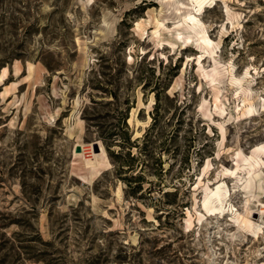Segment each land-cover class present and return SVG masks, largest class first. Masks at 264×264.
I'll list each match as a JSON object with an SVG mask.
<instances>
[{
    "label": "rangeland",
    "instance_id": "1",
    "mask_svg": "<svg viewBox=\"0 0 264 264\" xmlns=\"http://www.w3.org/2000/svg\"><path fill=\"white\" fill-rule=\"evenodd\" d=\"M0 264H264V0H0Z\"/></svg>",
    "mask_w": 264,
    "mask_h": 264
},
{
    "label": "bare ground",
    "instance_id": "2",
    "mask_svg": "<svg viewBox=\"0 0 264 264\" xmlns=\"http://www.w3.org/2000/svg\"><path fill=\"white\" fill-rule=\"evenodd\" d=\"M188 20L190 22H192V23H195V16L189 15L188 16ZM202 42H203L204 45H209L210 44V41L207 38H203ZM76 147L80 148V151L76 152V156L80 160H82V162L84 163V166L88 170H91L93 167H95L96 163H97V157H98V155L96 154L97 151H98V148L96 147V145H89L88 147L84 146V145H79V146H76ZM254 179L255 180L258 179V184H259V182H260L259 175H255V178H253L252 180H254ZM220 188L221 187L219 186V188H216V191L211 192V194L208 195L207 199L203 203L205 208H206V210H207V212H212V211L222 212V210H224L223 209L224 207L219 210L218 209L219 207L216 208V206H215V204H217V203H218L217 205L221 206L222 205V199L225 196V194L222 192V190ZM239 215H241V214H239ZM239 217H240V218H238L239 220H236V221L239 222V225H241V226L243 225L245 228H248V229H254L253 228V224L248 219H245L244 216H242V215L239 216ZM258 230L259 229H257V231Z\"/></svg>",
    "mask_w": 264,
    "mask_h": 264
},
{
    "label": "water",
    "instance_id": "3",
    "mask_svg": "<svg viewBox=\"0 0 264 264\" xmlns=\"http://www.w3.org/2000/svg\"><path fill=\"white\" fill-rule=\"evenodd\" d=\"M79 151H80V148H79V147H77V148H76V152H79Z\"/></svg>",
    "mask_w": 264,
    "mask_h": 264
}]
</instances>
